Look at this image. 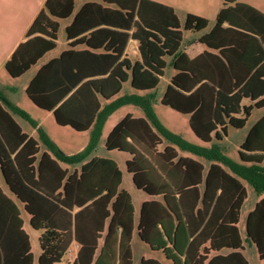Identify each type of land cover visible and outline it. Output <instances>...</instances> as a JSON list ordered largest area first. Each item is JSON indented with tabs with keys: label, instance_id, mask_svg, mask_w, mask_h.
Here are the masks:
<instances>
[{
	"label": "trees",
	"instance_id": "obj_1",
	"mask_svg": "<svg viewBox=\"0 0 264 264\" xmlns=\"http://www.w3.org/2000/svg\"><path fill=\"white\" fill-rule=\"evenodd\" d=\"M74 2L45 0L25 40L4 63L10 77L21 76L55 47L58 19L72 15ZM97 2L116 8H103ZM91 8L108 12L116 28L132 30L139 58H121L127 40L124 32L118 35L123 42L111 38L106 46L113 55L68 49L43 64L29 81L28 98L52 111L58 125L90 130L86 146L72 154L63 152L0 91V178L9 192L0 184V264L33 262L19 205L28 214L30 227L41 232L38 264L61 263L72 242L78 250L68 264H133L135 229L138 240L170 264H249L242 252L244 243L256 248L264 264V115L239 144L238 161L227 156L219 143L228 136L229 127L243 128L252 109L264 107V14L236 0H224L213 27L199 38L220 49V55L205 52L189 59L179 52L183 31L204 29L206 18L186 13L180 24L170 7L151 0H90L65 28L70 46L85 41L78 36L90 27L81 19ZM85 43L92 47L90 40ZM233 55L247 60L244 75L237 74ZM167 56L176 73L160 103L188 115L191 131L210 146L189 143L170 132L152 110L151 90L164 74ZM203 67L214 72L203 73ZM127 81L134 92L112 99ZM101 100L109 101L102 105ZM124 105L141 108L145 117L124 116L104 145L129 156L125 168L132 184L150 197L142 202L137 223L131 195L121 188L117 163L108 157L89 158L106 119ZM11 113L36 128L51 154L44 151L37 157L39 142L22 131ZM162 138L169 144L160 148ZM170 144L210 164L206 167L180 156ZM58 162L73 170L61 168ZM244 183L249 194L259 198L246 214L242 238L238 222L248 197ZM139 264L162 263L142 257Z\"/></svg>",
	"mask_w": 264,
	"mask_h": 264
},
{
	"label": "crops",
	"instance_id": "obj_2",
	"mask_svg": "<svg viewBox=\"0 0 264 264\" xmlns=\"http://www.w3.org/2000/svg\"><path fill=\"white\" fill-rule=\"evenodd\" d=\"M17 1H19V4H22V3L25 4V10L27 11V14H26V18L27 19H26V22H25V24L23 26L24 27V30H22V32H20V34L18 36H16V38H14L13 40L10 39V41H8L6 39V40L0 42V59H2V61H3L2 63H5L6 60L9 58V56L11 55V53L13 52V50L16 48V46L20 42H22V41L25 40V33H26L25 30H27V28L30 26L31 22L33 21V19L37 15V13L42 9L43 4L45 2V0H13V2H17ZM88 1H90V0H75L72 15L69 16L68 18H65V19H58L59 28H58V32H57V40H56V42L59 40V42L64 45L61 48V50H59L58 52H56V45H55V47L52 50L46 52L34 65H32L25 73H23L21 76H19L17 78H12V77H10L7 74L8 80L9 79L10 80H14V81H16V80L19 81L21 79L24 80L23 81L24 82V85H23L22 90H23V92L25 93L26 96H27V94H26V87H27L29 81L32 79V77L36 74L37 70L43 64L47 63L49 60L58 57L63 51L68 50V49H72V50H74L76 52H88V53H91V54H98V55L99 54H104V55H106L108 57V56L113 55V51L110 50V49H108V48H106V46L109 43V40H111V38H114L116 40V38H117L116 41H118V43L124 41V37H119L118 35L120 33H124L125 31L124 30H121L120 28H116L115 25L112 22H109V20H108V14L109 13L106 12V11L105 12L100 11V10H98L96 8H94V9L91 8V9H86L83 12V16H82V19H81V21L85 24V26L86 27L88 26L90 28H88L89 30L83 32L78 37H84L85 38L84 39L85 41L87 39L90 40V42L92 44L91 45L92 47L88 46V44H86L85 41L84 42H81V43H76L75 45H72V46L69 45V40L66 37L65 28H66V26H68L71 23V21L73 19V16L76 13H78L79 10L82 8V6L85 3H87ZM153 1H155L157 3H161L163 5H166V6L170 7L176 13L180 24H182V22L180 21L179 16H178V13L179 12L193 13L195 15H198V16H201V17H204L205 18V16L203 14H200V13L213 12V11H216V13H217L220 10V8L222 7V0H153ZM237 1H240L242 3L248 4L251 7H253L254 9H256V10H258L260 12H264V3H262V2H258V1H255V0H237ZM97 3H100V5L103 8H109V9H115L116 8L113 5H108V4H104V3H101V2H97ZM100 19H106V21L105 22H99ZM214 23H215V19L213 21H211V22L208 20L207 26L204 29H202L200 31H197V32L183 31V38H182V43H181L180 48H179V52L182 53V54H184L185 56H187L189 59H193L196 56L200 55L201 53H205V52H207L209 54H213V55H220V49L210 48L206 44L200 42V40H199V38L203 34L209 32L211 30V28L213 27ZM223 26L225 27V26H227V24H224ZM114 33L117 34V37H114V35H113ZM125 33H127V40H126V43H125L124 50H123V53H122L121 58H123V57L126 56L128 59H130V60L133 61V60L139 58L138 42L136 40H134V39L131 38L132 30H127ZM223 40L226 43L225 39H223ZM228 47L231 48L233 46H227V48ZM232 57H233L234 61H238V64H237V67H236L237 74L238 75H244V73L249 68L247 66V63H248L247 60H245V59H239V57L237 55H233ZM240 58H242V57H240ZM170 59L171 58L168 57V56L165 57V60L167 62V66H166V68L164 70V74L161 76V78H164L165 75L167 77L166 78V81H165V88H164V90L166 89V87H167V85H168V83L170 81V78L176 73V70L170 64ZM86 70H92V69L91 68H86ZM166 70H168V73L167 74H166ZM201 71L203 73H207V72L212 73V72H214L213 69H210V68H207V67H203L201 69ZM214 75H215V73H214ZM25 76H27V77H25ZM161 78H160V80H161ZM0 85H1V82H0ZM122 88L124 89V92L125 93L134 92V90L131 88V86L129 84V81H127L126 83H124L123 86H122ZM122 88H121V90H122ZM0 91H2V88H0ZM120 91L118 92V94L120 93ZM3 94H4V92H3ZM162 94H161V96H162ZM4 95L6 96V94H4ZM161 96H160V98H161ZM6 98L9 101H11V102L13 101L12 98H10L9 96L8 97L6 96ZM108 101L101 100V104L104 105ZM159 101H160V99H159ZM243 103L247 105L249 103V101L248 100H244ZM13 104H15V103H13ZM34 106L37 107L38 109L42 110V111H45L47 113H51L52 114V111H47V110L41 109L38 106H36L35 104H34ZM263 109H264V107L261 108V109H256V110H262V112H260L258 114V116L255 117V120L251 123V125L253 123H255L261 116L264 115V110ZM253 110H255V108L252 109V111ZM114 112H112L108 116V118ZM11 115H12L13 119L16 121V123L20 126V128L22 129V131L24 133H26L28 135V137L34 138L33 137V134L31 132L29 133L28 132V129H26L25 126H24V125H26L25 124V121L26 120L23 119L22 117H20L19 115H16V114H13V113H11ZM129 115H131V113H129ZM188 118H189V116H188ZM251 125L247 128L246 133L249 130V128L251 127ZM63 127H68V126H63ZM34 129L36 130V128H34ZM87 131H89V130L82 131V132H87ZM75 132H78V131H75ZM245 136H246V134L244 135V138H245ZM104 144H105V141H104ZM97 146H98V144H97ZM97 146H96L95 150L90 154V157L89 158H92V157H108V158H111V159H113L117 163L119 169L122 172V182H123L124 173H126L128 175V177L130 176L126 172V168H125V162H126L127 159H129V156L128 155H126V154L123 155L121 161L118 160V158L116 156H114L115 158H112L111 155L113 154V152H115V150L109 151V150H107L105 148V145H104V148L106 150V153L99 155L97 153V151H96ZM117 153L118 154H121V155H118V156H122V154H124V153H121V152H118V151H117ZM108 154H110V155H108ZM40 155H41V153H40V150H39V152L37 154V157H39ZM179 155L180 156H184V157H189V158H192V159H195V160H198V161L202 162L203 164L205 163L204 165L206 167L210 164V162H206L203 159H199V158L196 159V158L190 157V156L185 155V154H179ZM58 164H59V166L61 168H64V169L67 168L70 172L73 170V167L70 166V165H68V164H65V163H62V162H58ZM122 182H121V185H122ZM0 184H1V187L3 188V190L7 194H9V192H8V190H7L4 182L1 180V178H0ZM121 188H123V189L126 190V188H124V187H121ZM141 194H143V195H141L140 197H138V204L137 205L134 204L133 197L130 194L131 195L132 204H133V207H134V219H135V223H137V220H138V212H139V208H140L142 202L150 199V197L148 195H146L145 193L142 192ZM10 196H12V195H10ZM257 200H258V198L256 197V199L254 200L252 206L250 208L246 209L245 211H243L244 205L242 207L240 219H239V222H238V230H239V233L242 236V238L245 236V217H246V214L253 208V206H254V204L256 203ZM19 209H20V213H21L20 214V217H21L22 222H23L22 229L25 231V233L29 237V242H30V247H31L30 250H31V253H32V257H33L32 264H34V262L36 260V257L38 258V256H39V255L35 256L34 251L32 250V245H33L32 244V234H33L32 232H34L35 230L28 228V225L27 224H29V216L22 209V207L20 205H19ZM107 222H108V220H106V224H107ZM39 234H41L40 231H39ZM136 241H139V240H138V238L136 236V229H135L134 230L133 239H132V249H133V251H134V244H135ZM99 244H101V241H100ZM140 244L142 246L146 247L147 250L140 255L139 260L142 257L143 258L154 257V258L158 259L162 264H170V262L167 261V260H164L159 253L152 252L148 248V246L146 244L141 243V242H140ZM252 248L254 250V258H252L250 256L252 254L251 253ZM77 250H78V245L75 242H72L70 244V246H69V254L66 255V256H64V258H63L62 261L64 262V260H66V261L68 260L69 262H71L74 259L75 255L77 253ZM242 252L245 255V257L247 258V260L248 259H255V261L256 260L257 261L259 260L258 257H257L256 248L253 245H249L247 243H244V249H243ZM56 264H59V263H56ZM133 264H134V262H133ZM138 264H139V262H138ZM249 264H250V262H249Z\"/></svg>",
	"mask_w": 264,
	"mask_h": 264
},
{
	"label": "rangeland",
	"instance_id": "obj_3",
	"mask_svg": "<svg viewBox=\"0 0 264 264\" xmlns=\"http://www.w3.org/2000/svg\"><path fill=\"white\" fill-rule=\"evenodd\" d=\"M153 1V0H151ZM237 1V0H236ZM258 2L264 3V0H255ZM155 2V1H154ZM224 0H222L223 5ZM240 2V1H237ZM242 3V2H240ZM245 4V3H243ZM248 5V4H246ZM251 7L250 5H248ZM253 8V7H251ZM254 9V8H253ZM256 10V9H255ZM258 11V10H256ZM260 12V11H258ZM263 13L264 12H260ZM26 14L27 11L25 10V4H19V1L13 2V0H0V42L4 40L10 41L16 38L24 30V24L26 22ZM184 12H179L178 16L180 21L183 23L185 18ZM205 16L207 20L210 22L215 19V15L217 14L216 11L213 12H204L200 13ZM28 29V28H27ZM26 31V30H25ZM64 45L59 42V40L56 42V52L61 50V48ZM2 59H0V88H2V91L6 96L12 98V102L15 103L18 107H20L22 110H24L29 117L34 120L40 127L44 129V131L48 134V136L52 139V141L65 153L72 154L79 150H81L83 147L86 146L89 136H90V130L87 132H75V130L71 129L70 127H63L56 124L54 121L53 115L51 113H47L45 111H42L34 106V104L29 100V98L25 95L22 88L24 85V80L14 81V80H8L7 73L4 69V63H2ZM168 73V70H166V74ZM27 77V76H25ZM166 75L164 78H161L158 86L152 90L154 101L152 102V110L154 114L156 115L157 119L160 121V123L170 132L180 135L185 141L195 144V145H202V146H210L208 143H203L201 140H199L194 133L191 131L188 125V116L180 114L168 106L162 105L159 101L161 94L164 91L165 88V81H166ZM26 79V78H25ZM22 90V91H21ZM124 89L120 91V93L115 96L114 98H117L118 96L123 95ZM142 94V93H141ZM113 98V99H114ZM264 110V109H263ZM262 112V110H253L248 117V120L246 122V125L241 129H235L232 127H229L228 129V136L224 137L222 140L219 141L220 145L224 148L225 154L232 158L235 161H238V147L239 144L243 141L244 135L246 134L247 128L251 125V123L255 120V117L258 116V114ZM131 113L134 117H145V114L143 110L137 106L133 105H124L115 110V112L106 119L102 130H101V136L98 141L97 146V153L99 155L105 154L106 150L104 148V141L107 136V134L110 132L112 127L121 120L124 116ZM25 121V120H24ZM25 128L28 129V132L33 134V137L39 142V148L40 153L43 151H46L51 154V152L45 147V145L41 142L40 136L37 133V131L34 129V127L28 122L25 121ZM163 139V138H162ZM169 144L165 139H163L162 146H165ZM172 145V144H170ZM179 154H185L193 158H199L198 156L193 155L190 152L181 151L177 146L172 145ZM110 155V154H108ZM121 154H118L117 151L113 152L111 155L112 158H115L116 156L118 160H122V156H118ZM205 164V163H204ZM261 165L264 166V158L261 162ZM123 166V165H122ZM226 171L229 172V169L227 167H224ZM244 186L246 187L248 191V197L246 202L244 203L243 211L250 208L256 199L253 194H249V186L244 183ZM121 187L126 188L128 192L132 195L134 204H138V197H140L142 191L137 190L135 186L132 184L131 176L128 177L126 173H124L123 176V182ZM264 196V193L261 195ZM259 198V197H257ZM28 228L32 229L29 224ZM32 250L34 251L35 256L40 254V248L38 244L39 239V231L35 230L32 232ZM147 250L146 247L142 246L139 241H136L134 244V264H138L139 257L142 253H144ZM251 257L254 258V250L252 248L251 250ZM250 264H261V261H255V259H248ZM69 261L64 260L59 264H68ZM34 264L37 263V257L34 262Z\"/></svg>",
	"mask_w": 264,
	"mask_h": 264
}]
</instances>
